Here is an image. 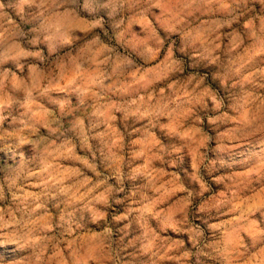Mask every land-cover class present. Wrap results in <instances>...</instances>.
Segmentation results:
<instances>
[{
	"label": "clouds",
	"instance_id": "obj_1",
	"mask_svg": "<svg viewBox=\"0 0 264 264\" xmlns=\"http://www.w3.org/2000/svg\"><path fill=\"white\" fill-rule=\"evenodd\" d=\"M0 264H264V0H0Z\"/></svg>",
	"mask_w": 264,
	"mask_h": 264
}]
</instances>
